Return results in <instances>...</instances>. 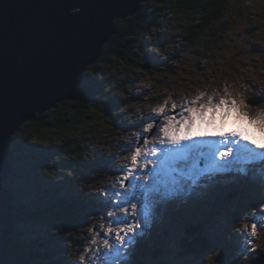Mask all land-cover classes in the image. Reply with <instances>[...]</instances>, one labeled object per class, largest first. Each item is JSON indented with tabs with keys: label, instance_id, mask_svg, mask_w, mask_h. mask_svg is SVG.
<instances>
[{
	"label": "clouds",
	"instance_id": "1",
	"mask_svg": "<svg viewBox=\"0 0 264 264\" xmlns=\"http://www.w3.org/2000/svg\"><path fill=\"white\" fill-rule=\"evenodd\" d=\"M149 5L153 6V14L145 18L144 12ZM69 11L73 15L82 13L83 5L72 7ZM164 20H167L166 24ZM128 21L133 23L129 24ZM113 23L118 24V29L120 25L123 27L104 42L101 55L84 65L80 84L84 83L86 75L101 81L107 80L109 83L104 84V92L110 93L115 100L122 98L126 102L109 115L106 109L107 96L98 92L93 99H86L80 91H76L67 97L71 99H59L43 111L35 110L34 115L19 123L7 142L12 152L14 149L19 150L18 143L32 149L24 154V161H14L11 156V173L0 180L14 196L12 230L17 220V200L20 198V205L25 210L32 206V209L27 210L24 228L33 239L40 238L37 240L42 243L41 247L35 245V249L40 248L39 256L43 248L58 253L61 238L67 249L63 254L68 258V264H103L98 259L102 250L111 249L114 244H123V252L126 253L129 247L137 243L136 239H132V243L124 244L127 234L147 238L154 224L162 220L157 214L141 217L135 209L136 201L120 209L91 213L81 224L78 220L83 215L81 208L74 223L61 216L51 223L43 216L44 213H34V210L41 209L35 203L46 200L47 195L55 203L58 196L64 193L70 199L74 198L73 193L58 186V182L64 181L66 176L75 177L77 190L83 191L85 196H107L109 187L124 186L127 179L125 174L121 177L112 171L101 173L100 166L93 164V168L96 167L98 171L91 172L92 178L89 179L83 165H79L80 171L77 172V166L66 167L68 165L65 163L94 161L99 152L114 156L116 163L123 166L128 157L117 145L122 141L129 145L138 142L142 133L149 131L152 125L145 124L142 128L128 130L117 128L115 121L120 113H124L122 119L135 124L141 118L148 121L154 113L168 109L169 105L171 109L190 108L191 118L157 133L152 137L155 143L151 148L147 147L152 142L148 139H145V147L134 148L130 154L131 162L133 165L139 162V166L144 169L155 164L154 159L148 158L159 151L155 145L164 146L176 140L216 136L231 131L257 148L264 146V99L253 102L254 97H264V0H139L136 11L113 17ZM160 33L165 34L164 41ZM113 39L120 41L119 54L109 50ZM129 40L132 44L126 43ZM145 40L149 42V53L169 63L157 69L151 56L150 60L147 57L145 59V52L141 50ZM177 50L180 51L178 57L175 55ZM97 66L102 70H98ZM137 75L139 79H136ZM135 93L143 95L134 99ZM65 112L70 120L64 118ZM49 113H56L60 119L52 124L41 120V117L52 120ZM75 141H79L78 146ZM50 146L51 149L46 153L37 151ZM32 156L43 158L39 162V174L32 171ZM142 156L144 160L140 162ZM25 161L27 170L31 167V176H27L30 189L17 193L13 181L18 176V168L26 170ZM150 175V172H146L138 178L146 182ZM34 180L38 183L35 184ZM126 190L132 191V186L129 185ZM192 194L189 192L186 195ZM129 208L132 209L129 212L131 216L136 217L130 224L118 223L114 226L112 220H105L106 215L115 217ZM262 210L264 204L259 209L250 207L234 225L235 233H246L242 235V243L248 246L235 260V264H252V254L258 257L260 252L257 249L264 252V227L259 226L257 220L249 219ZM47 232L52 235H47ZM101 232L104 236H101ZM11 242L10 234L9 246L6 254L0 256V264H14V261L5 258ZM221 252V247L209 251L204 255L202 264H221ZM45 255L43 253L41 256L40 264H47L42 260ZM33 261L37 263V260ZM50 262L66 264L61 257Z\"/></svg>",
	"mask_w": 264,
	"mask_h": 264
},
{
	"label": "water",
	"instance_id": "2",
	"mask_svg": "<svg viewBox=\"0 0 264 264\" xmlns=\"http://www.w3.org/2000/svg\"><path fill=\"white\" fill-rule=\"evenodd\" d=\"M83 5V12L70 8ZM139 0H0V180L11 173V133L24 119L72 96L86 63L117 32L113 17ZM14 196L0 183V256L9 246Z\"/></svg>",
	"mask_w": 264,
	"mask_h": 264
},
{
	"label": "trees",
	"instance_id": "3",
	"mask_svg": "<svg viewBox=\"0 0 264 264\" xmlns=\"http://www.w3.org/2000/svg\"><path fill=\"white\" fill-rule=\"evenodd\" d=\"M151 6L152 5H149L148 9L144 12L145 18L153 14L152 11H150L149 9ZM128 23L132 24L133 21H128ZM163 23L165 22L163 21ZM121 27H123V25L119 26L118 31L120 30ZM126 43L132 44V41L129 40ZM119 44H120L119 39H113L109 46V50L113 52H117L119 54V48H118ZM97 67H98V70H102V69H99V66ZM106 83H109V81L107 80L101 81V80L94 79L86 75L84 79V83L79 84L77 86L76 91H80L82 96L85 97L86 99H93L95 97V94L98 92L102 93L104 96H107L108 100L106 101V109H107V113L111 115L115 109V104H117V101H115V98H113L110 93L104 92V84ZM73 107L75 108L76 105H73ZM49 115L53 117L52 120H48L47 117H41V120L45 121L48 124H52L54 121H58L60 119V117L57 116L56 113H49ZM64 118L66 120L71 119L67 112L64 113ZM75 144L78 146L79 141H75ZM32 157L34 158V161L31 162L32 171H36L39 174V171L41 170L39 167V162L42 161L43 158H37L36 156H32ZM47 157H50V156L47 155ZM16 168H17V165H16ZM27 181L28 180H26L20 185L19 189H17V193H22L24 192V190L28 191V189H30L29 185H27ZM46 182L49 183L48 181ZM57 192L58 191H56V195H58ZM45 198L46 200H42V201L40 200L35 203V206H41V209L34 210V213L36 212L44 213L43 216L47 218L49 221H52L51 223H54V221H57L58 216H61L65 218V220H69L73 223L78 219V216L80 213V204H79L80 199L78 197H74L70 199L68 197V194L64 193L61 196H58L57 203H55L52 200L50 195H47ZM20 204H22V201H20V198H18L17 205L19 206V208L16 211L17 220L15 221V226L11 232V240H12L11 243L12 244L5 258L8 260L14 261V264H37L33 260H37V261L40 260L39 258L40 248L35 249V245H37L38 247H41L42 243L39 240H37L40 238L33 239L30 236L29 232H26L27 230L24 228V219L26 217L27 210L32 209V206L29 209L25 210ZM47 219L45 220L48 221ZM47 235H52V234L48 233ZM13 252L15 253L14 256L12 255Z\"/></svg>",
	"mask_w": 264,
	"mask_h": 264
},
{
	"label": "snow or ice",
	"instance_id": "4",
	"mask_svg": "<svg viewBox=\"0 0 264 264\" xmlns=\"http://www.w3.org/2000/svg\"><path fill=\"white\" fill-rule=\"evenodd\" d=\"M176 109H177V107H173L172 108L173 111H175ZM189 112H190V108L186 107V108H183V112L179 116H177L175 114H166V110H162L159 113H154L149 118L148 121L144 120L143 125L150 124V125H152V127L150 128L149 131H144L141 136H146L149 132L159 133L162 130L168 129L169 126H171V125L186 122L188 119L191 118L190 115H189ZM158 121H162V122L157 124ZM153 122H154V124H153ZM154 125H156V126L154 127ZM230 137H239L240 140L245 142L244 145H243L244 148H249V147L254 146L255 149L264 150V146H261V147L257 148L254 144H250L247 139H245V138L237 135V133L231 132V131H225L221 135V140L222 141L223 140H228L229 141ZM201 138L202 137L187 138V139H184L182 141L181 140H176V141H173L172 143L167 144L166 146L168 147L169 151L182 150V149H184L185 145H189V146L195 147L197 140H199ZM144 142H145V140L143 141V143ZM155 147L159 149L158 153L164 154V149L161 147V145H155ZM234 147L235 146H229V147H224L222 150L221 149L212 150L213 159H215L216 157H219V163L220 164L228 163L230 160H232L236 156L237 152L234 151ZM137 148H139V147H137ZM129 149H131V145H129ZM240 149H241V145H239V150ZM154 160H155V164L154 165H157V160L156 159H154ZM180 163H184V161H181ZM179 166H180V164L178 163L177 167H179ZM133 171L134 170L131 167H127L125 171H122L127 177V179L124 181V186L123 187L117 186L116 188H111L112 189V196L111 197H107L109 203H108V205H106V208L108 206H111V201H112V199L114 197L120 196L122 198L125 193L129 192V191L126 190L127 189L126 182H129L127 184L131 185L130 182L135 177L133 175ZM152 171H154V169L148 171V172L151 173V175H150L149 179L146 182L144 181L146 184H151ZM239 178L240 179H246L247 178V174H244V175L240 176ZM197 183L198 184L210 183V181H209L208 176H204V177H201V180L199 182H197ZM131 186H132V191H134L135 185H131ZM121 190H123V191H121ZM197 190H198L197 187L193 188V192H195ZM118 193H119V195H118ZM133 201H136V198H135L134 195L132 197V200L127 202V205L131 204ZM122 207H124V205L122 203H117L115 205V209H120ZM139 208H140V204H139L138 201H136L135 209H136L137 212H139ZM159 208H160L159 204L154 206L153 209H152L151 216L157 214L159 212ZM130 210L132 211V209H127L122 214H127V213H129ZM258 213H259V217H258L257 221L259 223V226L264 227V212H259L258 211ZM252 216H250L249 219H252ZM105 217H109V216L106 215ZM132 217L134 218L132 221H135L136 217L135 216H132ZM113 222L115 223V221H113ZM119 224H130V223H128V221L126 219H124L123 216H122L120 221H119ZM137 231H140V229H138ZM130 234H132V233H130ZM123 243L124 244H130L129 240H126V238H124ZM111 249L116 251L117 253L123 252V249L116 248L115 244L113 245V247ZM108 255H111V252L108 253ZM105 264H109V262L105 261ZM112 264H121V261H120V259H118L116 261H113Z\"/></svg>",
	"mask_w": 264,
	"mask_h": 264
},
{
	"label": "rangeland",
	"instance_id": "5",
	"mask_svg": "<svg viewBox=\"0 0 264 264\" xmlns=\"http://www.w3.org/2000/svg\"><path fill=\"white\" fill-rule=\"evenodd\" d=\"M150 9V11H151V9H152V6L149 8ZM164 22L165 23H167V20H164ZM159 36L160 37H163V41L165 40V34L164 33H160L159 34ZM148 46H149V42L148 41H144L143 43H142V45H141V50L142 51H144L145 52V56H144V58L146 59V57H147V59L148 60H150V56L154 59V60H162L159 56H157L156 54H154V53H149L148 51H147V49H148ZM134 55H136V53L134 54ZM138 55V54H137ZM175 55L178 57L179 55H180V51L179 50H177L176 51V53H175ZM169 62L168 61H166V64H168ZM151 68H155V67H151ZM160 68V66L157 68V69H159ZM137 78H140L139 77V75H137L136 76V79ZM136 95H138V96H142L143 94L142 93H135ZM25 144V143H24ZM18 145H19V150L18 149H16V154H17V157L15 158V160H17V161H20L21 159L24 161L25 160V153L27 154V153H29L30 151H32V149L30 148H26V147H23V143H18ZM52 146H54V145H52ZM52 146H50V147H48V148H44V147H41V148H39L37 151H39V152H41V153H46V152H48L50 149H51V147ZM25 149V150H24ZM107 157H109V156H106V155H102V154H100L99 152H97V159L96 160H94V161H90L91 163H94V164H97V165H99L100 167H99V169H100V171H101V173H103V171H105V168L106 167H108L109 166V161H107L105 158H107ZM77 162H80V161H77ZM26 161H25V163H24V167H25V169L26 170H22V169H20V168H18V170H17V172H18V176H16V178H14V181H13V188L17 191V189H19V187H20V185L23 183V182H25L26 180H28L27 179V176L29 175V176H31V167L27 170V168H26ZM61 174H63V173H61ZM89 174V173H88ZM34 178H32V180H33ZM51 181H55L54 179H52V178H49ZM10 180V179H9ZM9 180H7V182L9 181ZM76 179H75V177H68V176H66V178H65V180L64 181H60V182H58L60 185H63V186H66V188L68 189V187H70L71 186V184L73 183V181H75ZM17 181V182H16ZM57 182V181H56ZM27 183H28V181H27ZM34 183L36 184V183H38V181L37 180H34ZM17 184V185H16ZM60 185H58L60 188H62V189H66L65 187H63V186H60ZM66 189V190H67ZM76 191H78L77 190V188H76ZM95 195H97V194H95ZM108 195H109V192H108ZM107 195V196H108ZM94 195H89L88 197H87V202H94V203H98V201L100 200L99 198H98V196H96V197H93ZM107 196H101V197H105V198H107ZM89 199H90V201H89ZM97 210H96V205H94V206H89V208L87 209V211H86V213L89 215V214H91V213H98V212H96ZM100 212H102V211H100ZM99 212V213H100ZM35 228H38V227H35Z\"/></svg>",
	"mask_w": 264,
	"mask_h": 264
},
{
	"label": "bare ground",
	"instance_id": "6",
	"mask_svg": "<svg viewBox=\"0 0 264 264\" xmlns=\"http://www.w3.org/2000/svg\"><path fill=\"white\" fill-rule=\"evenodd\" d=\"M137 79H139V78H137ZM244 143L245 142H242V143H240V145H241V149H244V150H246L247 148H244L243 147V145H244ZM263 155V153H261L260 151H258V150H256V152H255V156L257 155ZM12 156H13V160L15 161V158L17 157V154H16V151H15V149L13 150V152H12ZM205 156L206 155H204V158H205ZM261 158V157H260ZM205 160L209 163V169H210V172H211V162H214V161H216V160H218V157H216L215 159H213V158H210V161H208L206 158H205ZM247 159H244L243 161H242V166L243 167H247V165H251V163H255V162H257L258 160H259V158H258V160H257V158L255 157V159H253V161H246ZM165 170H166V172H174L175 171V167H173V163H172V161H171V158H169L168 156H165ZM222 172H228V169L227 170H221ZM212 173V172H211ZM216 173V172H215ZM17 182V181H16ZM17 185V184H16ZM14 191H16L15 189H14Z\"/></svg>",
	"mask_w": 264,
	"mask_h": 264
}]
</instances>
